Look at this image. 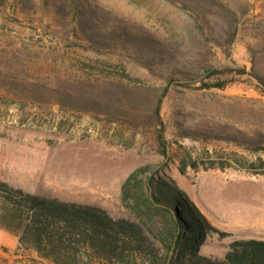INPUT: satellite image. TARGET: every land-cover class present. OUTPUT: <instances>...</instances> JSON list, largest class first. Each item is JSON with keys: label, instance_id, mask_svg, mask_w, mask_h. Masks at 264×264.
Segmentation results:
<instances>
[{"label": "rangeland", "instance_id": "obj_1", "mask_svg": "<svg viewBox=\"0 0 264 264\" xmlns=\"http://www.w3.org/2000/svg\"><path fill=\"white\" fill-rule=\"evenodd\" d=\"M258 77L264 0H0V180L130 218L122 184L151 164L223 258L264 239V172L240 168L264 159ZM0 264L48 263L0 229Z\"/></svg>", "mask_w": 264, "mask_h": 264}, {"label": "trees", "instance_id": "obj_2", "mask_svg": "<svg viewBox=\"0 0 264 264\" xmlns=\"http://www.w3.org/2000/svg\"><path fill=\"white\" fill-rule=\"evenodd\" d=\"M223 71L210 70L208 75ZM160 107L161 100L158 115ZM247 147L253 152L264 149ZM191 165L196 167V161ZM240 168L264 172V159ZM122 203L130 218L0 180V229L18 237L19 249L48 264H264V239L234 240L223 258L201 254L207 235L217 228L175 180L151 164L136 168L125 179Z\"/></svg>", "mask_w": 264, "mask_h": 264}, {"label": "crops", "instance_id": "obj_3", "mask_svg": "<svg viewBox=\"0 0 264 264\" xmlns=\"http://www.w3.org/2000/svg\"><path fill=\"white\" fill-rule=\"evenodd\" d=\"M33 193V192H32ZM62 199V198H61ZM63 200H67V199H63ZM67 201H73V200H67Z\"/></svg>", "mask_w": 264, "mask_h": 264}]
</instances>
